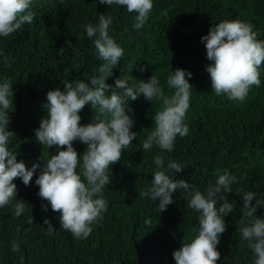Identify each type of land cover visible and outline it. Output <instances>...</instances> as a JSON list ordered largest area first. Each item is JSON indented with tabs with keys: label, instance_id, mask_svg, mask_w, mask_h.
Listing matches in <instances>:
<instances>
[{
	"label": "trees",
	"instance_id": "obj_1",
	"mask_svg": "<svg viewBox=\"0 0 264 264\" xmlns=\"http://www.w3.org/2000/svg\"><path fill=\"white\" fill-rule=\"evenodd\" d=\"M32 10L31 24L0 37V50L10 60L6 65L0 59V77L13 83L9 130L15 134L10 147L17 150V159L30 167L42 163L41 157L46 160L48 152L56 153V146L47 149L38 144L33 133L45 114L46 92L56 87L63 90L66 81L100 74L103 61L97 58L83 25L95 23L100 13L110 15L109 35L124 51L106 83L129 74L132 85L155 75L165 95H171L173 90L166 84L170 71L179 67L192 73L193 90L185 116L189 133L177 136L173 151L162 154L165 163L169 159L184 163L177 177L201 192L225 171L237 176L228 194L236 208L224 218L227 229L217 245L221 254L217 264H252L253 253L241 239L240 222L254 219L242 215L244 193L264 192V62L261 86L253 85L242 102L229 100L211 88L204 70L210 61L200 37L212 24L239 19L251 23L257 40H264V0H154L149 19L139 30L133 28L135 12L107 7L98 0H33ZM65 39L73 47L61 56L57 49ZM129 103L137 137L111 166L112 179L103 191L108 208L99 223L92 225L90 235L76 238L60 227L58 212L42 209L41 204L47 202L37 195V169L29 185L19 178L13 181L18 199L27 203L25 212L14 215L15 198L0 209V264H175L172 252L194 235L198 214L187 207L178 190L163 212H158L157 202L139 195L154 174V156L161 154L156 146L144 150L142 142L154 128L153 117L162 105L142 96ZM79 114L80 123L87 124L96 110L85 105ZM73 145L78 153L86 147L78 141ZM256 214L264 217V208ZM45 218L54 232L47 230Z\"/></svg>",
	"mask_w": 264,
	"mask_h": 264
},
{
	"label": "clouds",
	"instance_id": "obj_2",
	"mask_svg": "<svg viewBox=\"0 0 264 264\" xmlns=\"http://www.w3.org/2000/svg\"><path fill=\"white\" fill-rule=\"evenodd\" d=\"M98 3L135 12L133 28L139 30L149 19L154 0H98ZM32 5L33 0H0V37L9 36L25 23L31 24L35 17ZM112 22V16L100 13L95 23L83 25L86 37L94 44L97 58L103 61L100 74L66 81L63 90L56 87L46 92L45 114L33 133L38 144L47 149L56 146V153L48 152L46 160L40 158L42 163L26 167L23 160L17 159V150L10 147L15 138L14 132L9 130L10 113L14 110L13 83L0 77V209L15 198L14 215L19 217L25 212L27 203L18 199L13 181L19 178L27 186L39 169L34 184L38 186L37 195L47 202L41 204L42 209L58 212L60 227L76 238H87L92 225L99 223L107 211L108 201L103 191L112 179L111 166L121 160L122 153L137 137V132L132 130L135 118L129 102L142 96L146 101L162 105L153 117L154 128L142 142L144 150L156 146L161 154L154 156V174L139 195L157 202L158 212H163L174 202L173 193L178 190L187 207L198 214V227H193L194 235L188 242L173 250L175 264H217L221 255L217 245L227 229L224 218L233 214L236 208L228 194L238 178L225 171L201 192L177 177V173L186 167L184 163L171 159L165 163L162 153L173 151L177 136L184 137L189 133L185 116L193 90L189 83L192 73L179 67L170 71L166 84L173 90L171 95H165L155 75L132 85L128 83L129 74L114 77L113 84L106 83L124 51L109 35ZM256 36L253 25L239 19L212 24L207 34L201 35L206 59L210 61L204 70L215 94L223 93L229 100L242 102L253 85L261 86L264 40H257ZM72 47V41L65 39L57 54L62 56ZM0 59L6 65L10 63L2 50ZM140 70H144L143 66ZM85 105L95 109L96 115L89 123L82 124L79 113ZM74 141L86 146L82 152L78 153ZM242 201L243 217L254 219L251 223L241 220V239L252 250V264H264V217L256 214L258 209L264 208V192L246 191ZM43 223L50 233L55 231L48 218Z\"/></svg>",
	"mask_w": 264,
	"mask_h": 264
}]
</instances>
